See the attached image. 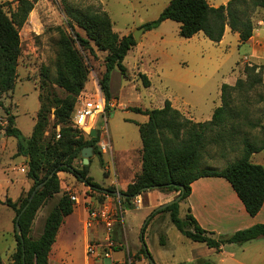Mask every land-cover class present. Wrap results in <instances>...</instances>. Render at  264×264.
I'll use <instances>...</instances> for the list:
<instances>
[{
  "label": "rangeland",
  "instance_id": "374dc122",
  "mask_svg": "<svg viewBox=\"0 0 264 264\" xmlns=\"http://www.w3.org/2000/svg\"><path fill=\"white\" fill-rule=\"evenodd\" d=\"M169 1L38 0L27 20L19 27L20 55L15 85L12 90L0 93V255L3 264H10L17 247L14 228L15 211L5 203V200L10 198L12 201H17L20 196L24 197L27 194L33 184V180L28 176L27 157L17 153V138L5 133L9 115L6 108L9 113L16 116L15 125L29 137L44 101L50 108L44 139H59L62 126L77 129L71 123V119L61 123L55 117L56 99L65 98L70 93L56 82L59 64L74 58L81 71L86 72V80L76 95L74 107L80 95H94L96 91L94 79L99 81L105 71V57L108 55V50L99 48L92 39H90L92 49L83 48L77 39V34L82 37L89 38V36L83 27L71 19L67 13L68 8L106 11L111 18L112 30L119 38L138 29L139 40L123 61L126 66V76H122L118 67L112 71V92L116 95L115 106L109 105L105 113L99 114L96 119L100 137H102V127L107 129L113 151L136 150L135 148L141 145L135 120H144L142 114L129 108H122L124 105L151 108L161 96H166L173 98L193 119H203L209 116L215 105L222 103L221 85L229 75L241 71V66L244 65L242 50L235 48L233 51H223L203 36L184 37L179 33V22L171 19L161 27L158 26L159 28L141 31L143 27L141 25L159 16ZM209 1L217 3L215 0ZM16 6L17 0H12L11 3L4 5V9L10 13ZM254 16L263 17L264 10H257ZM137 66L147 70L146 75L151 81V88L144 84L142 74L137 72ZM261 74L264 79V69ZM246 75L244 66L238 78H245ZM245 95V93H235V105L242 109L243 115L245 113L243 107L246 106L247 117L264 124V84L255 86L248 93L244 105L239 100ZM243 129L251 139L259 140L262 137L259 126L244 124ZM242 146L241 142H235L233 146L228 144L225 147L208 146L203 155V165L222 169L227 163L241 156ZM90 158V174L100 184H104L106 176L99 155L93 152ZM76 164L80 166L81 159L78 158ZM79 191L78 193L82 195ZM164 192L168 194L170 200L178 194L176 191ZM58 197L59 195H56L47 199L37 211L30 232L33 237L41 234L46 216ZM124 206L129 249L135 253L137 260L144 258L147 264L149 260L140 250L141 234L152 211L147 212L148 208H136L130 203H125ZM183 212L184 206L181 215ZM161 213L159 222L168 223L167 225L170 223L169 227L165 228L166 225L161 229L159 226L158 228L153 226L151 229L149 224L144 233V240L153 261L156 264H191L186 261L191 255L187 242L183 244L184 249H180L181 236L184 238L186 236H183L170 222L168 212ZM86 217L87 211L81 202L76 204L75 211L65 218L61 226L60 235L63 237L66 235L63 264L85 262L81 241ZM165 233L167 244L163 245L161 237H164Z\"/></svg>",
  "mask_w": 264,
  "mask_h": 264
},
{
  "label": "trees",
  "instance_id": "16d2710c",
  "mask_svg": "<svg viewBox=\"0 0 264 264\" xmlns=\"http://www.w3.org/2000/svg\"><path fill=\"white\" fill-rule=\"evenodd\" d=\"M37 1L17 0L16 8L10 13L4 9V5L11 3L12 0L0 2V93L14 88L20 55L19 27L27 20ZM259 9L264 10V0H229L227 4L218 6L211 4L209 0H170L159 16L141 26L149 30L158 27L165 19H171L179 22L180 35L192 37L202 31L215 42L222 39L226 27L229 26L239 33L240 41L245 42L253 34L256 21L254 14ZM67 13L75 23L87 31L89 38L77 34V39L84 49H92L90 43L92 39L99 48L108 50V55L105 57V71L99 83L109 102L111 98L110 73L112 69L118 67L123 76H126V66L123 61L137 41L133 33L119 38L118 34L112 30L111 18L106 11L91 8L82 11L77 8H68ZM263 69L264 64H246L245 78H238L234 85L222 84V103L215 108L209 120L195 121L187 117L175 108L170 100H166L162 107L146 109L138 106L128 107L147 114L148 120L139 124L143 144L142 170L123 190L127 197H121L122 202L131 204L133 196L154 188L163 192L176 191L178 194L175 197L181 195L179 201L152 213L142 228L143 236L148 223L155 214L168 212L171 222L181 233L194 241L204 242L217 249L225 243L241 244L254 238L264 237V222L217 236L213 231L200 226L189 210L184 217L180 215V202L189 196L191 183L201 176L225 177L250 215L257 214L262 208L264 204V164L253 162L251 156L254 152L264 148V124L248 118L246 106L243 107L245 110L243 115L242 109L234 103L236 99L234 94L245 93L244 98L240 97L239 100L245 105L248 93L255 86L264 84L261 74ZM80 73H82L81 76ZM45 76H48L47 70ZM142 78L145 85L150 84L145 74H142ZM85 80L86 72L81 71L74 58H69L64 64H59L56 82L70 93L65 98L56 99L54 113L58 122L66 123L71 119L76 95L82 89ZM108 107L109 104H107ZM49 110V105L42 101L32 133L27 137L15 125L16 116L9 113L6 108L9 115L5 133L17 138V153L27 157L28 176L33 180L32 186L24 197L20 196L17 201H12L10 198L5 200V203L15 211L14 228L17 247L10 264H48L50 251L56 241L58 231L65 217L74 211V201L71 200L69 194L64 192L59 195L61 192L59 171L71 172L78 180L91 186V189L100 197H104L105 194L113 196L104 189H116L114 186L104 187L94 181L89 175V163H82L81 167L74 166L76 158H82L83 161L80 152L87 146L93 147V152L99 155L101 164H103L102 152L97 143L99 134L95 137L85 136L77 127L74 129L62 126L59 139H44ZM244 124L259 126L261 139L249 138L247 131L243 129ZM231 142L233 144L242 143L240 157L230 161L222 169L203 165V155L208 146L225 147L228 144L233 146ZM43 181L44 184L29 200L33 189ZM56 195H59L58 200L46 216L41 234L33 237L30 232L37 211L47 199ZM25 206L26 208L22 210ZM18 215H20L19 231L16 230ZM140 250L148 258L143 244ZM0 264H3L1 255ZM148 264L156 263L149 261Z\"/></svg>",
  "mask_w": 264,
  "mask_h": 264
},
{
  "label": "crops",
  "instance_id": "0c3cea01",
  "mask_svg": "<svg viewBox=\"0 0 264 264\" xmlns=\"http://www.w3.org/2000/svg\"><path fill=\"white\" fill-rule=\"evenodd\" d=\"M228 1L229 0H215V2L217 3H211V2L210 3L215 6H218L221 4H227ZM167 20L170 19H165L164 21H162L159 27H161L162 24H164ZM255 20L256 21H255V28L253 34L245 42H241L239 33L233 31L229 26L226 27L222 39L218 42H215L210 38H208L202 31L192 36V37L203 36V38H208L209 42H211L212 44H216L223 51L226 50L233 51L235 48H237L239 50H242V56H241L242 58L244 56L249 57V61H250L249 63L244 62L242 60L243 61L242 63L244 65L241 66V71L238 74L229 75L226 78L225 83L227 84L230 85L235 84L236 80L241 75L242 70L246 64H258V65L264 64V16L258 17ZM114 69H112V71ZM112 71L110 73L111 98L109 100V105L115 106L116 95L112 92L113 89ZM137 72L145 75L147 74V70L140 66H137ZM147 87L150 88L152 87L151 81L150 84L147 85ZM166 100H170L171 104L175 108L182 111L187 117L193 119L191 116H189L188 112L185 111L182 108V106L177 104V102H175L171 97L161 96L155 102L154 106L151 108L162 107ZM221 102H222V88H221ZM219 105L220 104L215 105L212 108V111L210 112V114H208L209 116H207V118L193 119V120L195 121L209 120L212 117L215 108ZM128 107L129 106L126 105L122 106V108H126V109ZM138 107H141L142 109L150 108V107H142V106H138ZM137 113H141V112H137ZM141 114L144 120H135L138 129L140 123H144L148 120L147 114L145 113H141ZM94 129H97V125H95ZM97 134H99V140L97 143H99V141L102 138L109 140V134L107 129L102 130V137H100V131L98 129H97ZM139 134H140V130H139ZM142 146L143 144L141 139V145H138L135 148L136 150L128 149V150H118L116 152L113 151V148H111L107 152L101 151L102 159H103L102 165L104 167L103 170L106 176L105 183L100 184L98 181H96L94 177L90 174V169H89V175L93 178L94 181L98 182L100 185L104 187L114 186L116 187V189L122 191L125 190L128 187L129 183L133 182L136 175L139 174L142 170V155H141ZM77 159L78 158L74 160V166L81 167L82 164L80 166L76 164ZM79 159H81L82 161V158ZM251 160L256 163L264 164V148L261 151L254 152L251 156ZM90 162H91V158L89 157V164ZM58 175L60 178V186H61V192L59 193V195H61L64 192L67 193L74 192L78 196V202H74V211L76 204H79L81 202H82V206H84L85 210L87 211L90 205H93L94 207H99L100 204H102L104 201H110L112 204H117L120 202L123 205V207L126 209V207L124 206L121 200V197L117 195L112 196L110 194H105L104 197H100L98 193H96L94 190L91 189V186L86 185L84 182L78 180L71 172L61 170L58 172ZM79 190L82 192V195L78 193ZM141 195L144 197V201H145V205L141 207L148 208L147 212L152 211V213L154 210L153 208H156L160 204L170 200V198H168L167 193L157 188L141 193ZM182 206H184L183 215H181ZM188 210L196 218L200 226H202L207 230L213 231L217 236L230 234L239 229L252 226L256 223L264 222V204L262 205V208L258 211L257 214L250 215L247 212L242 200L240 199V197L232 187L231 183L225 177L222 176H201L195 179L191 183V192L189 196L180 202V215L182 217H184V215ZM160 214L162 213L160 212L155 214L154 217L151 219V221L148 223V225L150 224L151 229H153V226H155V228H158L159 226L162 229L168 224V223L162 224L161 222H159V218H161ZM169 225H167L165 228L169 227ZM126 229H127V240H128L127 224H126ZM60 230L61 227L58 231L56 241L54 242L52 249L50 251L48 264H63L64 262L62 256H63V251L65 249L66 235H64V237L61 236ZM96 231H97L96 229H86L84 227V235L81 241L82 247L84 249V260H85L84 264H91V260L86 255L85 245L88 238L95 236ZM183 236L185 235L183 234ZM186 237L184 238L181 236L180 242L182 248L180 249L183 250L184 249L183 244L187 242V247L191 250V255L186 258V261H188L191 264L194 263L196 264H206V263L264 264L263 236L248 240L241 244L235 242L225 243L219 249H217L216 247H210L204 242L194 241L188 237H187L188 239H186ZM186 240H190V241H186ZM161 241L163 245L167 244L166 233L164 237H161ZM129 251L135 259L134 264H138L139 262H142V264H146L144 258L139 261L136 259L135 253L131 252L130 249ZM123 254H124V250H118L115 252L116 257H121Z\"/></svg>",
  "mask_w": 264,
  "mask_h": 264
},
{
  "label": "built area",
  "instance_id": "2783aa9c",
  "mask_svg": "<svg viewBox=\"0 0 264 264\" xmlns=\"http://www.w3.org/2000/svg\"><path fill=\"white\" fill-rule=\"evenodd\" d=\"M242 60L250 62L248 56H244ZM94 85L96 88L94 95H80L71 116L73 126L87 136H90L95 128L97 116L104 114L109 104L98 79H94ZM98 145L103 152L112 148L110 141L103 138ZM68 194L72 201L78 202V196L74 192ZM131 204L136 208L143 206L144 197L141 194L133 196ZM125 212L126 209L120 202L112 204L110 201H104L99 207L93 205L88 207L84 227L97 230L95 236L88 238L85 245L86 255L91 264H134L135 259L129 251L127 241ZM118 250H124L121 257L115 256Z\"/></svg>",
  "mask_w": 264,
  "mask_h": 264
},
{
  "label": "water",
  "instance_id": "95a60500",
  "mask_svg": "<svg viewBox=\"0 0 264 264\" xmlns=\"http://www.w3.org/2000/svg\"><path fill=\"white\" fill-rule=\"evenodd\" d=\"M141 31H144V27L141 28ZM133 36H134V38H135L136 41L139 40L138 29H136V30L134 31ZM91 135L94 136V137L97 136V129H93V130L91 131ZM80 153H81V156L83 157V163H84V164H88V163H89V157H90V155L93 153V147H92V146L84 147V148L81 150ZM72 168H73V167L71 166V169H72ZM52 173H53V172H52ZM52 173H51V174H52ZM43 184H44V181L41 182V183H39L38 185H36V187L33 189L32 193H31V195H30V197H29V200H31V199L33 198L35 192H36V191H37V190H38ZM182 187H183V186H182ZM104 190H105L106 192H110L111 194H113V195H117V196H119V197H127V195H126L122 190H119V189H115V190L104 189ZM180 198H181V195H178V196L175 197L174 199H171V200H169V201H167V202H164V203L160 204L159 206H157L156 208H154L153 212H156V211H158V210H160V209H163V208H165L166 206H168L169 204H171V203H173V202L179 201ZM27 205H28V203H27ZM27 205H26V206H27ZM26 206H25L22 210H24V209L26 208ZM19 216H20V215H18V216L16 217V230H17V231H19V229H20V225H19ZM150 217H151V214L149 215L148 220L150 219ZM146 223H147V222H146ZM146 223H145V225H146ZM145 225H144V226H145ZM141 237H142V244L144 245V248H145V250H146V255H147V257H148V260L151 261V262H153V259H152V256H151V254H150V251L148 250V247H147V245H146V243H145L143 233L141 234Z\"/></svg>",
  "mask_w": 264,
  "mask_h": 264
}]
</instances>
